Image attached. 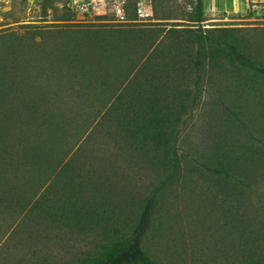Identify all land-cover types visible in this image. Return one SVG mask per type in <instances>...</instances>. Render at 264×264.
I'll return each instance as SVG.
<instances>
[{
    "label": "trees",
    "instance_id": "16d2710c",
    "mask_svg": "<svg viewBox=\"0 0 264 264\" xmlns=\"http://www.w3.org/2000/svg\"><path fill=\"white\" fill-rule=\"evenodd\" d=\"M157 1L152 23L0 30V216L26 250L0 264H177L147 243L180 197L215 264H264V26Z\"/></svg>",
    "mask_w": 264,
    "mask_h": 264
},
{
    "label": "rangeland",
    "instance_id": "374dc122",
    "mask_svg": "<svg viewBox=\"0 0 264 264\" xmlns=\"http://www.w3.org/2000/svg\"><path fill=\"white\" fill-rule=\"evenodd\" d=\"M162 1V0H160ZM165 7H168L172 17L165 19L170 24H192L193 9L195 0H165ZM218 0H203V27L230 26V27H259L264 26V8H257L246 4L244 0H238V8L227 10L223 6H212ZM157 0H0V30L18 29L21 25L34 24H144L160 21L162 6L157 5ZM264 4V1L260 2ZM258 3V4H260ZM163 5V4H162ZM256 5V2H255ZM164 7V6H163ZM69 18V19H66ZM184 24V25H183ZM169 26V25H168ZM200 114V113H198ZM202 115H195L190 121V139L194 140L198 132L196 127L200 123ZM185 135V134H184ZM134 175V173H132ZM135 176V175H134ZM147 175L140 173L136 176L141 185ZM264 192V186L260 189ZM170 205L166 212L160 213L158 228L153 229L148 237L147 248H155L159 255L169 257L177 264H215L222 259L220 250H226V243H218L215 248L208 247V241L214 228L207 229L205 221L202 227L197 223L201 218V208L197 207L196 199H170ZM222 216L213 214L211 219ZM3 218H6L4 220ZM165 220H162V219ZM9 215L0 216V258L8 257L11 260L24 254L26 250L10 247L14 232L4 231L5 225L9 224ZM167 220V221H166ZM211 225V224H210ZM59 245V244H58ZM10 248H9V247ZM83 247V246H80ZM212 249V250H211ZM65 249L54 246L53 253L56 259H61ZM157 254V255H158ZM223 256V255H222ZM164 257V259L166 258ZM217 260V261H216ZM6 261H3L4 263ZM63 264L62 261H58Z\"/></svg>",
    "mask_w": 264,
    "mask_h": 264
},
{
    "label": "crops",
    "instance_id": "0c3cea01",
    "mask_svg": "<svg viewBox=\"0 0 264 264\" xmlns=\"http://www.w3.org/2000/svg\"><path fill=\"white\" fill-rule=\"evenodd\" d=\"M262 1L264 0H244L245 5L251 4L252 6H256L257 8H264V4L260 3ZM255 2H256V5H255ZM217 4L220 6H223L227 10L228 9L229 10L235 9V11L242 10L241 8L237 7L239 5L238 0H218L217 2L214 1L212 6L216 7Z\"/></svg>",
    "mask_w": 264,
    "mask_h": 264
}]
</instances>
